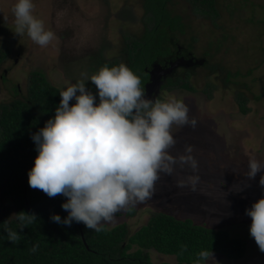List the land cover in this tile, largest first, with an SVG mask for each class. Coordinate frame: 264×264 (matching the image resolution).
I'll return each instance as SVG.
<instances>
[{
  "label": "rangeland",
  "instance_id": "obj_1",
  "mask_svg": "<svg viewBox=\"0 0 264 264\" xmlns=\"http://www.w3.org/2000/svg\"><path fill=\"white\" fill-rule=\"evenodd\" d=\"M215 1L217 16L205 13L192 0H168L166 5L170 16L180 18V27L168 31L165 47L172 53L180 49L182 57L196 63L192 68L179 65L157 98L183 99L189 119L197 120L195 127L172 126L176 144L169 151L178 157L191 145L198 170L177 164L171 176L161 173L151 198L130 207L131 216L129 209L124 210L114 222L102 225L111 229L126 224L134 232L152 213L161 212L226 230L245 241L242 258L213 254L206 264H264V252L250 235L252 220L246 215L264 197L259 184L264 169L255 179L246 177L249 158L264 163V0ZM15 3L0 0V49H8L0 64V106L12 101L14 88L26 95L32 72L42 73L61 91L85 74L90 78L103 60L127 65L126 43L139 38L145 28L144 0H33V14L55 34L49 45L41 47L26 33L21 37L14 33ZM163 58L157 57V62ZM226 71L231 75L227 81ZM145 74L138 75L142 82ZM179 82L188 87L168 85ZM241 97L246 100L245 111L240 110ZM75 102L73 98L70 104ZM194 175L199 177L195 190L187 179ZM178 181L186 186L178 187ZM148 255L152 264L176 262L174 256L154 250Z\"/></svg>",
  "mask_w": 264,
  "mask_h": 264
},
{
  "label": "clouds",
  "instance_id": "obj_2",
  "mask_svg": "<svg viewBox=\"0 0 264 264\" xmlns=\"http://www.w3.org/2000/svg\"><path fill=\"white\" fill-rule=\"evenodd\" d=\"M33 10V0H16L12 7L13 31L20 37L26 33L45 47L55 34L45 29ZM7 19L4 16V21ZM86 80L95 86L99 103L86 87ZM59 94L61 100L54 117L32 135L38 155L29 172L31 188L50 198H67L62 204L67 217L54 214L53 222L70 227L75 221L87 229L102 231V224L114 222L118 212L150 199L161 173L171 176L177 164L193 172L198 170L191 145L178 157L169 151L176 144L171 131L174 124H197L195 118L189 119L184 100L174 96L166 100L147 97L140 77L125 63L111 67L106 64L90 78L85 74ZM73 98L76 102L70 104ZM262 169L264 163L249 158L247 179H255ZM187 179L195 190L199 177ZM259 184L264 187V175ZM177 186L186 184L178 181ZM246 215L252 220L250 235L264 252V197L247 209ZM17 218L23 229L36 215L21 211ZM5 230L12 243L20 239L17 231ZM37 248L34 245L31 251ZM212 256L206 250L199 253L201 261Z\"/></svg>",
  "mask_w": 264,
  "mask_h": 264
},
{
  "label": "trees",
  "instance_id": "obj_3",
  "mask_svg": "<svg viewBox=\"0 0 264 264\" xmlns=\"http://www.w3.org/2000/svg\"><path fill=\"white\" fill-rule=\"evenodd\" d=\"M192 1L205 13L217 16L215 0ZM167 2L144 0V31L139 38L126 43L127 66L139 76L145 74L144 68L157 61V57L172 53L164 41L168 31L180 27V18L169 15ZM7 56L8 49L4 46L0 49V64ZM106 64L115 66L104 60L98 65ZM229 76L226 71L225 81ZM144 81H141L142 88ZM168 85L188 87L186 82ZM86 87L99 103L91 81ZM26 88L25 96L14 88L12 101L0 106V264H152L149 250L174 256L173 264H206L199 259V253L204 250L228 260L243 257L246 249L243 239L231 237L226 230L197 225L190 219L178 220L161 212L152 213L134 232L126 224L111 229L102 225L103 230L97 232L75 221L70 227L53 222L54 214L62 219L67 217L68 212L62 208L67 198L62 195L50 198L43 191L31 188L29 172L38 155L32 135L54 117L61 100L60 91L39 72L31 73ZM245 101L242 97L239 99L241 111H245ZM21 211L36 215L23 229L17 218ZM132 214L133 208H130L127 215ZM6 228L17 231L20 239L16 243L8 240ZM34 245H38L35 252L31 251Z\"/></svg>",
  "mask_w": 264,
  "mask_h": 264
},
{
  "label": "flooded vegetation",
  "instance_id": "obj_4",
  "mask_svg": "<svg viewBox=\"0 0 264 264\" xmlns=\"http://www.w3.org/2000/svg\"><path fill=\"white\" fill-rule=\"evenodd\" d=\"M180 49H177V53H170L169 55H167L166 57H164L160 62L158 61V63H154L155 65H157L158 67H160L161 71H162V85L164 84V82L168 80V76H170V74L174 73V71L176 70V68L179 65H184L186 66H191V68L195 65V60L194 59H185L184 57L181 56V54L179 53ZM152 67L150 68H146V74H147V81L144 83L143 85V89L145 88V85L149 82V73ZM169 74V75H168ZM162 88V86H161ZM160 88V90H161ZM160 93V92H159Z\"/></svg>",
  "mask_w": 264,
  "mask_h": 264
},
{
  "label": "water",
  "instance_id": "obj_5",
  "mask_svg": "<svg viewBox=\"0 0 264 264\" xmlns=\"http://www.w3.org/2000/svg\"><path fill=\"white\" fill-rule=\"evenodd\" d=\"M149 73V82L145 85V93L147 97L156 99L162 86V71L157 65H152Z\"/></svg>",
  "mask_w": 264,
  "mask_h": 264
}]
</instances>
